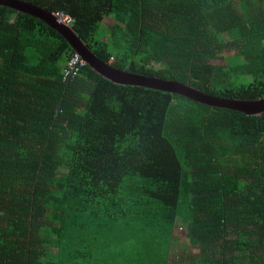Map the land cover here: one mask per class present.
Listing matches in <instances>:
<instances>
[{"label":"trees","instance_id":"trees-1","mask_svg":"<svg viewBox=\"0 0 264 264\" xmlns=\"http://www.w3.org/2000/svg\"><path fill=\"white\" fill-rule=\"evenodd\" d=\"M20 1L70 16L115 70L264 98V0ZM73 55L0 6V264H109L98 254L115 231L136 233L141 264H264V113L115 84L86 63L64 78Z\"/></svg>","mask_w":264,"mask_h":264},{"label":"water","instance_id":"water-1","mask_svg":"<svg viewBox=\"0 0 264 264\" xmlns=\"http://www.w3.org/2000/svg\"><path fill=\"white\" fill-rule=\"evenodd\" d=\"M0 6H6L16 12L28 14L44 21L60 33L74 50L75 54L91 67L100 76L112 81L115 84L144 87L152 90L177 94L193 102L200 103L209 107L228 109L245 114L246 116H259L264 113V98L257 100H230L219 97L209 96L199 90L174 80H161L156 77H145L126 71H119L109 65L100 62L95 55L82 43L68 26L59 23L53 16L39 7L20 0H0Z\"/></svg>","mask_w":264,"mask_h":264},{"label":"rangeland","instance_id":"rangeland-1","mask_svg":"<svg viewBox=\"0 0 264 264\" xmlns=\"http://www.w3.org/2000/svg\"><path fill=\"white\" fill-rule=\"evenodd\" d=\"M110 23H112V19L108 18V19L105 20V26L106 27H108L110 25ZM228 53L229 52H226L222 56L223 57L230 56ZM213 63L214 64H222L223 61H222V59H219V60L213 61ZM246 82H247V80H246ZM114 227H115V224L111 228H114ZM176 230H177V233H178V236H179V241H178V245H177L178 253H180L182 257H191L192 258L194 255H196L197 251H192V250L189 249L188 244H187V239H186V236H185L186 232H185L184 228L181 227V224L179 222H177ZM109 240L110 241L112 240L111 237L109 238ZM118 243L120 244V242H118ZM129 243H130V241H129ZM128 246H129V244H127L125 246L126 248L123 249V250L124 251L130 250V247H128ZM98 255L100 256V258L102 260H105V259L113 256L114 257V261L113 262L109 261L110 264H127L126 260H124L123 258H127L126 255H130V252L123 253V252L120 251V254H119L118 247L113 245V244H111V245L107 246V248L103 251V257H102V254H100V253ZM172 258L175 259V257H173L171 255V259ZM173 259L170 260L169 264H175V262H173ZM181 264H189L188 258H186V259L184 258V260H183V262Z\"/></svg>","mask_w":264,"mask_h":264},{"label":"crops","instance_id":"crops-1","mask_svg":"<svg viewBox=\"0 0 264 264\" xmlns=\"http://www.w3.org/2000/svg\"><path fill=\"white\" fill-rule=\"evenodd\" d=\"M135 234H130V236H129V235H127L125 233V236H121L119 233L117 234L116 231L112 232V234L110 236L112 240L111 241L109 240L107 242L106 247L111 245V244H113V245L118 247L119 253H120L121 249H125L126 248L125 246L127 244H129L128 247H130V250H129L130 251V255H127V257H128L127 260H130V261H128L127 264H141L144 254L142 253V250H143L142 248H139L140 253H137V251H136L137 248L134 245L135 238H136V236H134ZM129 241H130V243H129ZM139 241H140V246L139 247H141V243H142V245L145 244V242L143 240V237H140ZM118 242H120V244H118ZM149 247L150 246H148V243L146 242V248H149ZM105 260L106 261L110 260V262H113L114 261V257L111 256V257H109V258H107ZM108 263H109V261H108Z\"/></svg>","mask_w":264,"mask_h":264},{"label":"built area","instance_id":"built-area-1","mask_svg":"<svg viewBox=\"0 0 264 264\" xmlns=\"http://www.w3.org/2000/svg\"><path fill=\"white\" fill-rule=\"evenodd\" d=\"M53 16L59 23H62L65 26H71L73 24L72 18L64 13L56 12L53 13ZM84 64L85 62L78 55H73L64 66L63 77L74 78Z\"/></svg>","mask_w":264,"mask_h":264}]
</instances>
